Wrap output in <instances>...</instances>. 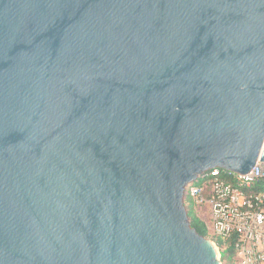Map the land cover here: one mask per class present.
I'll use <instances>...</instances> for the list:
<instances>
[{
	"label": "water",
	"instance_id": "obj_1",
	"mask_svg": "<svg viewBox=\"0 0 264 264\" xmlns=\"http://www.w3.org/2000/svg\"><path fill=\"white\" fill-rule=\"evenodd\" d=\"M264 163V0H0V264H221L185 188Z\"/></svg>",
	"mask_w": 264,
	"mask_h": 264
},
{
	"label": "built area",
	"instance_id": "obj_2",
	"mask_svg": "<svg viewBox=\"0 0 264 264\" xmlns=\"http://www.w3.org/2000/svg\"><path fill=\"white\" fill-rule=\"evenodd\" d=\"M209 208V225L232 264H264V163L246 174L214 169L188 184L185 196ZM221 260V253H219ZM222 264V262H221Z\"/></svg>",
	"mask_w": 264,
	"mask_h": 264
},
{
	"label": "rangeland",
	"instance_id": "obj_3",
	"mask_svg": "<svg viewBox=\"0 0 264 264\" xmlns=\"http://www.w3.org/2000/svg\"><path fill=\"white\" fill-rule=\"evenodd\" d=\"M184 205L186 207V210L189 206H191L193 208L194 214L205 224L207 228V237L218 242V239H216V237L214 236V233L209 225V208L205 207V205L203 206L195 204L194 200L189 197H187L186 199L184 198ZM228 252L229 251L223 247L218 250V253H221L222 256V264H232L233 262H235V259H233L231 254H228Z\"/></svg>",
	"mask_w": 264,
	"mask_h": 264
},
{
	"label": "trees",
	"instance_id": "obj_4",
	"mask_svg": "<svg viewBox=\"0 0 264 264\" xmlns=\"http://www.w3.org/2000/svg\"><path fill=\"white\" fill-rule=\"evenodd\" d=\"M187 213L191 227L194 228L201 236L207 237V228L205 224L194 214L193 208L191 206L187 208Z\"/></svg>",
	"mask_w": 264,
	"mask_h": 264
}]
</instances>
